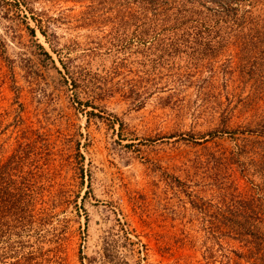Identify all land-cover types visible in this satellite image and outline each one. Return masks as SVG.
<instances>
[{"label": "rangeland", "instance_id": "rangeland-1", "mask_svg": "<svg viewBox=\"0 0 264 264\" xmlns=\"http://www.w3.org/2000/svg\"><path fill=\"white\" fill-rule=\"evenodd\" d=\"M135 1L0 0V160L30 142L43 172L31 221L5 239L34 264H251L264 179L244 130L264 119V0L154 42L115 27ZM239 192L262 204L259 245L216 226Z\"/></svg>", "mask_w": 264, "mask_h": 264}, {"label": "trees", "instance_id": "trees-1", "mask_svg": "<svg viewBox=\"0 0 264 264\" xmlns=\"http://www.w3.org/2000/svg\"><path fill=\"white\" fill-rule=\"evenodd\" d=\"M132 1L135 0H129V5ZM202 1L204 0H178L179 7L169 10L161 7L156 8V5L162 4L161 2L158 3L159 0H138L135 2L136 5L139 4V9L121 8L115 27L118 26L122 30L123 36H126V30L132 27L130 32L132 37L142 41L150 40L154 42L164 38L179 39L181 36L190 37L202 34L204 31L200 30V25L202 22L209 20L211 14L218 18L220 22L232 20V22L237 23L242 19L238 15L242 0H226L224 7L217 13L210 12ZM19 2H25V0H16L17 4ZM233 2H236V4ZM145 5H153V10H148ZM31 15L34 20L36 19L35 26L44 34L40 18H36L34 14ZM26 25L30 32L34 33L35 27L30 26L28 23ZM39 46L41 52L53 61L51 54L42 45L39 44ZM59 61L65 67L61 58H59ZM72 80L75 83L74 77H72ZM78 101L81 100L78 99ZM244 131L261 136L259 139L255 138V140H260L258 145L261 149L260 154L257 152L256 147L250 143L252 152L259 155L257 158L250 159L252 167L248 169V172L254 177L264 179V119L257 126L246 128ZM31 146L30 142L24 144L20 142L5 159L0 160V264L35 263L33 259L36 257L35 252L37 249L19 253L13 250L8 240L5 239L9 234L16 231L17 227L19 228L31 221V202L34 195L36 196V193H39V190L43 188L40 183L38 184L43 172H38L40 165L37 164L36 158L31 156ZM247 147L248 142L243 141L241 149L247 151ZM224 207L226 217L218 220L216 226H220V222L223 223L222 220H225L227 222L224 223L234 227L239 233L248 232L256 238V232L260 228L255 227L257 231L253 232L254 224L250 219L254 216L253 214L261 212L262 204L258 203L252 194L241 192L234 194ZM231 216L234 217L231 218ZM260 233L263 234L264 231ZM255 241L254 245H259L260 239L257 240L256 238ZM252 255L255 260L251 264H264V248L258 246L255 250L249 251V256Z\"/></svg>", "mask_w": 264, "mask_h": 264}]
</instances>
